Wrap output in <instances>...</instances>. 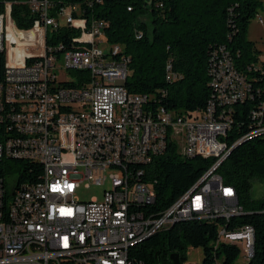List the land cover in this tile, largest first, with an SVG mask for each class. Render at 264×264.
<instances>
[{
	"label": "built area",
	"instance_id": "2783aa9c",
	"mask_svg": "<svg viewBox=\"0 0 264 264\" xmlns=\"http://www.w3.org/2000/svg\"><path fill=\"white\" fill-rule=\"evenodd\" d=\"M26 5L36 18L34 28L20 31L11 22L14 38L26 36L30 42L20 58L9 56L16 43L7 42L5 33L13 4L0 5V264H142L131 255L132 243L181 222H230L245 214L236 189L217 171L239 143L264 137V88L255 89L248 75L264 76V59L246 74L220 48L212 58L213 94L203 113L188 117L163 107L153 111L150 97L124 87L129 59L120 46L107 43L105 21L82 17L79 6L52 15L54 0ZM256 18L264 22L260 14ZM63 26L80 33L73 40L79 49L47 44ZM167 69V80L175 81L172 64ZM249 100L257 101L251 131L230 147L225 139L233 128L234 107ZM171 141L186 159L218 160L187 193L157 213L145 167L164 155ZM7 161L30 162L40 172L32 169L30 182L17 178L11 193L15 169ZM109 170L115 173L108 176ZM84 182L87 188L105 187L103 197L73 206ZM255 234L250 225L235 232L223 227L218 243L238 246L250 264Z\"/></svg>",
	"mask_w": 264,
	"mask_h": 264
},
{
	"label": "trees",
	"instance_id": "16d2710c",
	"mask_svg": "<svg viewBox=\"0 0 264 264\" xmlns=\"http://www.w3.org/2000/svg\"><path fill=\"white\" fill-rule=\"evenodd\" d=\"M28 0H0L1 8L12 3V19L20 31L32 30ZM57 11L79 6L82 17L103 20L108 24L106 41L120 46L121 55L129 59V75L124 87L132 94L151 98L150 107L166 108L177 115L193 117L203 113L212 98L210 66L220 48H226L237 69L245 72L261 62L262 52L248 40L253 19L264 8L262 0H54ZM142 35L139 39L138 36ZM77 30L61 27L48 37L47 44L64 43L69 49H79L73 40ZM263 59V58H262ZM178 78L167 80L168 65ZM254 88H264L260 72L248 73ZM257 79V80H253ZM71 86V85H68ZM73 86H78L74 84ZM258 100V97L256 98ZM257 102V101H256ZM255 101L235 105L233 128L226 137L232 147L246 137L252 127L251 109ZM217 158L181 156L179 146L171 141L164 155L146 166V177L153 182L156 193L154 212H163L195 186L217 162ZM15 169L19 182L33 181L32 169L38 165L24 161H7ZM227 185L237 191L245 214L226 222L217 219L187 221L137 244L132 257L142 264H172L171 256L178 254L185 261L188 247L203 248L204 258L197 264H237L240 248L218 243L219 231L235 232L244 226L255 228V256L250 264H264V197L252 200L255 180L264 184V137H250L233 148L217 171Z\"/></svg>",
	"mask_w": 264,
	"mask_h": 264
},
{
	"label": "rangeland",
	"instance_id": "374dc122",
	"mask_svg": "<svg viewBox=\"0 0 264 264\" xmlns=\"http://www.w3.org/2000/svg\"><path fill=\"white\" fill-rule=\"evenodd\" d=\"M263 4H264V0ZM260 17L264 20V8L260 11ZM13 19L10 17L6 18L5 21V33L7 42H15L14 46L9 47V56L12 58H20L25 51L24 49L29 48L30 42L25 40L26 36L23 37H16L13 36V28L12 22ZM248 40L255 43L256 47L262 52V58L264 59V22H259L258 18L252 20L249 29H248ZM71 79H76L77 75L71 74ZM112 170H109L108 176L114 174ZM17 183V175L16 173L12 175L11 179L9 180V191L12 193L15 190V186ZM86 183V184H85ZM87 182L82 184V187L77 192V196L80 202H89L93 198L102 199L103 191L105 187L102 186H91L89 188L86 187ZM264 197V184L260 180H255L253 183V190L251 193L252 200H259ZM185 261L181 264H197L201 263L204 258V251L203 248H193L188 247L185 253ZM237 264H245L242 256L238 259Z\"/></svg>",
	"mask_w": 264,
	"mask_h": 264
},
{
	"label": "bare ground",
	"instance_id": "6f19581e",
	"mask_svg": "<svg viewBox=\"0 0 264 264\" xmlns=\"http://www.w3.org/2000/svg\"><path fill=\"white\" fill-rule=\"evenodd\" d=\"M73 206H83V203L79 201L78 198H73ZM236 217H239V216H233V218H236ZM151 238V237H148V239ZM139 243H132V249Z\"/></svg>",
	"mask_w": 264,
	"mask_h": 264
},
{
	"label": "water",
	"instance_id": "95a60500",
	"mask_svg": "<svg viewBox=\"0 0 264 264\" xmlns=\"http://www.w3.org/2000/svg\"><path fill=\"white\" fill-rule=\"evenodd\" d=\"M243 143V142H241ZM241 143H239L238 145H240ZM237 145V146H238ZM236 147V146H235ZM233 150V149H232ZM171 261H172V264H181V261H180V258H179V255L178 254H173L171 256Z\"/></svg>",
	"mask_w": 264,
	"mask_h": 264
}]
</instances>
